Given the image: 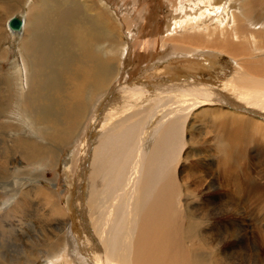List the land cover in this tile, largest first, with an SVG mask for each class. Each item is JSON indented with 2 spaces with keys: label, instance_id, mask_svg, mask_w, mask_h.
Segmentation results:
<instances>
[{
  "label": "bare ground",
  "instance_id": "obj_1",
  "mask_svg": "<svg viewBox=\"0 0 264 264\" xmlns=\"http://www.w3.org/2000/svg\"><path fill=\"white\" fill-rule=\"evenodd\" d=\"M87 1L88 3L83 1L85 17L93 21L101 29L93 30L95 33L89 35L87 32L91 28L88 27V29L80 25V19L78 20V24L75 25L74 23L75 26H73L76 30L75 38L76 42L79 43V53L73 56V51L70 52L73 57L70 55L72 58L68 60H64L63 58H67L55 53L52 50L53 46H50L49 42H43L44 38L41 42L35 39V37H31V34H25L28 19L24 11H22L20 19L18 18L19 25L12 26L19 30H10L7 26L8 19L3 23L5 33H7L6 27L15 38L22 35V44L26 57H29V64H26L23 56H20L22 59L18 65L15 60L12 61L13 75H7L6 72L0 73V88L4 85L6 86V93L2 97L4 101H0L2 104L7 102V98L11 92L12 96L16 98V108L20 111L21 122L29 125L42 139L43 137L45 138L46 134L51 136L52 139L59 140V142L69 139L74 133L72 132L73 127L68 128L71 121L66 120V118H72L74 124H79V121L86 116L88 107L95 96L104 92L114 77L117 83L120 82L119 76L117 77L113 71L114 58L115 56H119L118 52L125 51V49L119 50V47L113 46L109 50L110 55H107L99 48L108 39L109 32H113L111 31V27L114 23L110 24L111 21H108L109 16L106 14V10L101 7L102 5H96L95 1L97 0ZM228 1L231 0H176V2L172 0L174 5L170 11L173 13L164 15L163 19L160 18V22L157 18L153 24L149 22L143 24V28L139 29V31L144 34H138V36L141 35L139 41L137 40V43L126 46L125 57H127L124 58L126 63H131L135 58L139 57L143 58V60L148 58L150 60H157L159 58L160 63L153 70H160L159 76L162 77H160L161 79L154 78V81H150L149 79L147 81L149 84H145L146 86L133 82H128L125 87L117 85V90L115 91L117 96H114L113 100L119 101L121 105H118V108L110 112L109 120L105 124L102 123L101 128L107 127L108 129L103 133L101 144L98 148L93 149L92 152L96 159V172L90 171L91 173L89 172L86 175L87 178L78 174L79 183L82 181V176L87 184L90 183V195L86 203L78 206L75 202L78 210L80 209L79 207H82L85 211L91 210V207L96 211L100 210L96 208V200L99 195L98 190H106V193L111 196L104 201L103 205L102 201L99 203V206L102 205V218L98 223L93 219L91 228H87L82 223L85 237L83 240H85V246L90 248V251H85L84 255L83 252L80 254L79 251H76V253H79L81 257H87L93 264H203L202 260L197 259V253L186 248L184 242L191 240L194 236L202 235L203 230L199 227L200 222L195 219L200 218V220H203L202 217L204 215H209L201 206L193 209V204L187 205L188 201L184 205L180 203L182 186L184 187L182 190L184 192H192L194 189H192L193 187L188 189L187 186L189 185L185 186L186 178L184 176L186 174L183 176V179H177L175 178V171L169 166L170 160L179 155L183 144L181 137L183 135L181 133L184 132V127L177 125L179 120L183 119L181 114L186 113L188 109L198 104L204 102L213 103L212 105L215 104L211 109V113L216 114L218 119H215L213 125L205 124V121L201 120L198 129L207 126L210 130L207 132L212 133L210 140L216 144L218 149L216 152H219L218 163L220 164L218 167L221 166L222 168L221 175L223 178H221H226L224 180L232 184L238 198L245 201L252 196V199L256 200L255 203L261 204L263 202L264 193L256 195L252 192L253 190L256 191L257 188L259 189L260 186H257L258 183L254 186L252 183L256 179H251V172L247 169L248 164H245L248 158L245 150L247 146L253 143L257 144L256 146L259 151L257 154L261 156L259 162L262 163V167L264 168V39L258 36L260 30L264 31V0H260L258 3H252L251 0H234L227 5ZM36 2L41 1L36 0ZM55 2L57 3V1ZM190 2H194V4L192 5ZM50 3L53 4L52 0H50ZM259 12L262 13L261 17L259 16ZM84 22L82 20L81 23L83 24ZM256 25H258V30L255 31L257 34L249 33L247 36L240 34L243 27L249 28ZM231 26H235L234 30H232ZM130 28L128 27L126 30ZM149 29L150 31L151 29L154 31L151 35H148ZM70 30L72 29L70 28ZM1 34L0 36H3V33ZM54 37L56 38V35ZM158 42L161 45H158L155 49L154 45ZM248 48L250 50H247ZM167 49L171 50L172 54H169ZM155 52L157 53L156 56ZM255 52H257L256 56L253 55ZM179 54L183 57L180 58ZM224 55L230 59L233 58L232 60L238 64L233 76L231 75V77L223 80L220 84H212L213 82L210 81L195 79L202 72H207L208 74L214 68L216 71L214 63H217V60ZM250 59L254 60L250 61ZM54 71L57 73L50 75ZM128 75L131 74L128 73ZM12 76L15 80V88L12 86ZM145 105H148L150 109L147 112L139 111L135 114L133 112L134 115L127 121L129 127L125 125L126 122L120 121V124H115L117 119L120 117L122 119L125 112H132L136 108L142 109ZM7 106L8 104L1 107L2 111H6L8 109ZM225 106L228 111L222 110ZM146 108L148 109L147 106ZM203 113L204 111L200 110L199 115ZM202 116L205 118L209 115L206 113ZM141 117L146 118L139 133L137 131V126L139 125L134 122L141 119ZM101 119H95L94 125H98ZM29 122L30 124H28ZM37 125H45L46 127L44 126L43 130L40 128L33 129ZM110 126H113V130L109 128ZM195 129L193 124L188 126L187 140L190 145L196 144L197 146H191L183 157L185 159L189 155H196L198 159L196 161L200 162L198 156L203 155V151H207L208 142L205 141V138L198 142L199 134L194 132ZM254 132L258 133L260 138L254 136ZM156 134H159L160 138L156 139L158 142L155 145L153 144V146L151 145L152 147L150 146L151 149L149 148V150L147 143ZM174 137L176 140L179 139L178 144L175 143L176 140L175 142L172 141ZM28 140V138L24 137V139H18L15 143L20 148L19 150L24 158L35 155L37 148L40 149L36 145L37 143ZM161 140L168 143L169 148L173 145L171 143L174 142L176 149L170 154L171 148H158ZM121 143L124 145L123 148L115 147V145ZM255 151L257 150L255 149ZM206 158L208 159V157ZM241 161L244 163L241 164ZM173 162L175 161L173 160ZM239 163L241 171L238 168ZM166 164L167 173L161 177L159 170ZM202 167L205 166L202 164ZM201 169L194 168L193 171L191 170L192 172L188 170V172H191L189 177H194L195 179L196 175L199 179H197L199 188L201 187V182L206 180L204 177L208 172ZM262 173L264 175V171ZM241 178H243V182L240 180ZM209 183L211 184V180ZM109 184L112 185L107 186ZM195 185L194 187L197 188ZM261 186L264 189V185L261 184ZM209 187L210 185L207 186V189ZM245 187L249 190H245ZM51 190L41 189L44 193L40 192V197L46 203L53 206V209H50L52 211L50 213L54 217L49 219L51 220L49 226L51 230L53 226H55L54 229H62L63 227L61 226L65 224L66 216L60 214L61 212L59 213L58 198L55 197V193ZM193 192L198 193V191ZM51 196L54 197V205L52 204L53 199ZM192 197L191 199L193 200ZM229 199V196H225L223 201L226 202L225 204L229 209V213H235L239 209L238 201L234 196L231 197V200ZM252 199L250 198L249 201L251 202ZM79 200L78 202L80 203ZM258 204L256 207L259 206ZM186 213L193 216V227L187 223L188 227L184 228V216H188ZM233 213L222 220L220 218L213 219L211 226L216 228L219 226L216 232L221 233L216 234V240L217 243H220V247L217 249L219 252L216 253L214 258L211 257L212 255L207 256V262L214 261V264H229L228 259L237 255L246 256V253L249 252L240 241L244 239H241L242 233L240 234L239 232V230L241 231V224L235 222V225L229 220L230 217L232 218L236 214ZM60 223L63 224L58 227L57 225ZM231 231L233 232V239L230 241L227 239V236ZM261 231L263 233L264 229ZM262 233L258 230L255 238H259L264 242V235ZM49 234L53 235L54 232H50ZM212 235L215 234L209 233L207 237H212ZM57 242H54V245ZM199 242L201 243V241ZM231 246L236 247V249L232 250ZM198 252L200 253V251ZM62 255H65V253ZM62 255L58 256L57 259L62 258V261L65 262L66 260ZM75 256L78 258L77 254ZM25 257L28 258V256ZM199 257L201 256L199 255Z\"/></svg>",
  "mask_w": 264,
  "mask_h": 264
},
{
  "label": "rangeland",
  "instance_id": "obj_2",
  "mask_svg": "<svg viewBox=\"0 0 264 264\" xmlns=\"http://www.w3.org/2000/svg\"><path fill=\"white\" fill-rule=\"evenodd\" d=\"M8 1L9 2L12 1V2L9 3ZM40 1L41 2H36V0H25V1L24 0H5L4 2V0H0V3H1L0 4V35H2L1 33H3V36H0V52L2 53V54L0 53V56H2L0 57V67H1L0 73L1 74L2 72L3 73L6 72L7 75H13L14 71L12 67V61L15 60V62L18 65V63H20L22 59L20 56H23L24 62H26V64H29V57H26L23 44H22V35L17 36L15 38L9 32V29L15 30V31L19 30V29L13 28L8 23V21L11 16H15L17 19L18 18L20 19L22 15L21 14L22 11L25 12V15L28 19V24H27V29L25 31V34H31L32 35L31 37H35V39H38L40 41L44 38L45 40H43V42L45 41L49 42L50 44L49 43L48 44L50 46H53L52 50L55 53H57L59 56H62V57L64 56L67 58V59L63 58L64 60H68L72 58L73 56H76L79 53L78 51L79 43L76 42V38H75L76 30L74 29L75 28L74 26L78 24L79 21H80L79 24L83 25V27L91 28V29L88 28L89 31H91V32L89 31L87 32L89 33V35L94 34L95 33L94 31L101 29L93 21L88 20L87 17H85L86 14L83 10L84 8L83 1H86L88 3L87 0H70V1L69 0H54V1L52 0L53 4L50 3V0H40ZM55 1H57V3ZM162 1L163 0H97L95 1L96 5L98 4H99L98 6L102 5L101 7L106 10V14L109 16L108 21L109 22L111 21L110 24L114 23L113 25L111 24L112 25L111 31L113 32L112 33L109 32L108 39H106L105 43L102 41L103 46L99 48L103 50L105 54L107 55H110L109 50L113 46L119 47V50L125 49V51L123 50V51L118 52L119 56H115L114 58L115 62L113 66L114 68L113 71L115 72L117 77L119 76V80L121 83L120 82L117 83V81L115 80L116 78L114 77L113 78L114 80L112 79L109 85L107 86L108 89L106 88L104 92H102L101 94H98L92 100L91 104L88 107V111L85 116L86 118L84 117L85 119L84 118L81 119L79 121V124H74L72 118H69V119L66 118V120L71 121V124L68 126V128L73 127L72 132L74 134H72L71 137L67 140L66 139L61 140L63 143L61 141L59 142V140H56L54 138L52 139L51 136L47 134L45 135V138L43 137L42 139L41 136L36 131L32 130L29 125L21 122L20 116H19L20 111L16 108V101H15L16 98L13 97L10 92L7 98V102H4L2 104V102L4 101V98L2 97L6 93L5 92L6 86L4 85L0 88V97H1L0 100H2V102L0 101V264H19V263L20 264H49V263L50 264H56V263L58 264H93V262L87 259V257H81L79 255V253L81 254L83 252V255H84L85 251H90V248L85 246V240H83L85 237H84V231L82 230V227H83V224H85L87 228H91L93 225V219H95L97 223L99 222V220L102 218L101 206L105 203L104 201L109 199L111 196L106 193V190L105 191L98 190L99 195L96 200V204H97L96 208H99L100 210L96 211L92 207H91V210L85 211L82 207H79L80 209L78 210L77 207L80 205L81 206L84 205L90 195V183H88L89 184L88 185L86 183V180H83V176L87 178L86 175L90 171L96 172V159H95V156L92 154V152H93V149L98 148V146L101 144L103 133L108 129L107 127L102 129L101 125L102 123L105 124L106 121L109 120L110 112L114 111V109L118 108L121 105L119 101L116 102L115 100H113V97L117 96L116 95L117 93H115V91L117 90L116 89L117 85H120V87H123V86L125 87L128 82L130 83L133 82V83H139L140 85L142 84L143 86H146L145 84L147 85L149 84L147 82L149 79L150 81H154V78L162 77V76H159V74L161 73L160 70H153V68L157 66L158 63H160L158 60L159 58H157V60H150L149 58L143 60V58L141 59L139 57L140 60L139 58L137 59L135 58V60L132 61L131 63L130 62L126 63L125 62L126 60L124 59L127 57V56L125 57L126 55L125 52L127 50L126 46L137 43L139 41L140 36L144 34L139 31V29L143 28V24L145 23L147 24L148 22L150 24H153L154 20H156L157 18L159 19L158 21L160 22L161 20L160 18L163 19L164 15L173 13L172 11H170L172 6L174 5L172 0H164L163 2ZM233 1L234 0L228 1L227 5ZM259 1L260 0H251L252 3H258ZM190 4L193 5L194 2H190ZM55 5H56L55 7L56 9L54 8ZM143 7L146 9H144ZM9 8L11 9L10 11H9ZM69 10L71 11L72 14L70 13ZM74 12L78 16H76ZM259 16L260 17L262 16L261 12H259ZM73 17L75 18L77 17V18L73 19ZM83 17L84 19H82ZM7 19H8L7 26L9 29H7L4 25L7 31V33H5L3 29V23ZM49 19L51 20V22ZM82 20L83 22L86 20L85 21L86 24L85 22L82 24L81 23ZM128 27L129 28L131 27V28L129 30H126L128 29ZM231 27H232V30H234L235 26H231ZM70 28L72 30H70ZM137 29H138V32H137ZM257 30H258V25L251 26L249 28L243 27L240 34L245 35V36H247L249 33L257 34V32H255ZM54 31H56L57 33L55 32L56 33L55 34ZM148 32H149L148 35H151L154 31L153 29H151V31L149 29ZM70 33L72 34L71 36H70ZM139 33H141V35L138 36ZM46 34L49 35L50 37L47 36ZM67 34L69 35L66 36ZM55 35L57 39L54 37ZM258 36L259 38L264 39V31L260 30V34H258ZM47 37L48 39L46 40ZM18 39L21 43L18 41ZM51 39L53 40L51 41ZM58 39H61V40H58ZM53 42L54 44H52ZM56 43L57 45H55ZM158 45H161L160 42L155 43L154 45L155 49L157 48ZM167 50L169 54H172L171 50L169 49ZM247 50H250V48H248ZM75 51L76 53H74ZM70 52H72L73 56L71 55ZM127 54L129 53L127 52ZM255 54H257V52H255L253 55ZM70 55L72 57H70ZM156 55L157 53L155 52V56ZM180 55L181 54H179L178 56ZM182 57L183 56H180V58ZM232 59L224 55L219 60H217V63H214V66H216V71L214 70L215 69L214 68L211 70L210 73L207 74V72H202L201 75L198 74L196 78L195 77L194 78L195 79L198 78L197 80H201V81L206 80L208 82L209 81L213 82L212 84H220L223 80L231 77V75L233 76L235 73V70H237L238 64ZM253 60L254 59H250V61H253ZM232 61L234 62L235 65L233 64ZM140 62L142 63V65ZM162 69H165V68H162ZM117 71H119L118 74H117ZM56 73L57 72L54 71L53 73H50V75H53ZM128 73H130L131 75H128ZM13 78L14 77L12 76V79ZM12 82H13L12 86L15 88L16 87L15 80L13 79ZM142 82H146V83H142ZM100 86H104V85H100ZM6 103L8 104L7 106L8 109L6 111H2L1 107H3L4 105H7ZM212 104L213 103L204 102L196 106H193L192 108L188 109L186 113L181 114L183 119L179 120V122L177 123L178 126L184 127V132L181 133V135H183L181 136L183 144L180 148L181 150H180L179 155L173 158L172 160H170L171 162L169 166L173 169V171H175L174 172L176 175L175 178L177 179H183V176L186 174V176H184V178H186L185 186L189 185L187 186L188 189H190V187L191 188L193 187L192 189H194L192 190V192L188 191L189 192L188 193V192L182 191L184 189V187L182 186L181 188L182 198H181L180 203H183L184 205L188 201L190 204L187 203V205L193 204L192 205L193 209H196L198 206H201V208L204 211H206L207 214L210 216L209 218V216L204 215L202 217L203 220H200V218L195 219L196 221L200 222L199 227L203 230V233L201 236H194L191 240L184 242V246H186V248H188L189 250L195 251V253H197V259L202 260L203 264H214V261L207 262L206 259L208 255H212L211 257L214 258L216 256V253L219 252L217 249L220 247V243H217L216 234L217 233L221 234V233L216 232L219 226L217 228L214 226H211L212 221L214 218L216 219L220 218L222 220L224 217L231 215L233 213V212L229 213V209L227 205L225 204L226 202L223 201V198H225V196H229L230 197L229 200H231V197L234 196V198L238 201L239 209L235 212L236 214L233 213L235 215L232 216V218L230 217L229 220L232 224H235V225L236 223L241 224L240 226L241 231L239 230V232L240 234L242 233L241 239L243 238L244 239L240 241L245 245V248H247L249 252L246 253V256L237 255L231 259H228L227 261L229 262V264L230 263L231 264H240V263L242 264L244 263L245 264H248V263L249 264H264V242L263 240H260L259 238H258L259 240L255 238L257 231L259 230L262 233L261 230L264 229V198L261 204H258L256 202L259 205L258 207H256L257 205L255 203L256 200L254 198L252 199V196L250 197L252 199L251 202L249 201L250 198L245 201L238 198V196L235 194V189L232 186V184L228 182L227 180L225 181L224 179L226 178L222 179L223 178L221 175L222 168L221 166L218 167V165L220 164L218 163L219 152L218 153L216 152L218 151L217 146L210 140L212 133L211 132L208 133L210 130L207 126L202 127V129H198V127L200 126L201 120L203 122L205 121L204 122L205 124L208 123V125H213L215 122V119L216 120L218 119L216 114L211 113V109L215 105V104L214 105ZM146 106L148 107V109L146 108ZM221 108L223 107L221 106ZM140 109L141 108H136V110L132 112H125V115L122 116V119L121 117L117 119L115 121V124L117 123L120 124V121L126 122L125 125L129 127V124L127 123V121L136 112H139V111L147 112L150 109V107L148 105H145L142 107L143 110L142 109L140 110ZM200 110L201 111L203 110L204 111L203 114L207 113L209 116L203 118L202 116L203 114L199 115ZM222 110L228 111L226 106ZM145 118L146 117L144 118L141 117V119L134 122L139 125L137 126L138 132L141 130V127L144 124ZM95 119H101V122L96 126L94 125ZM25 122L27 121L25 120ZM28 124H30V122ZM190 124H193V126L196 128L194 132L199 134L198 135L199 137L197 136L199 139L198 142L204 138H205V141L208 142L207 151L205 152L203 151V155L198 156L200 158V162L196 161L198 160L196 155H191V156L189 155L187 158L185 157V159L183 157L185 156L186 152L192 146L188 143V140H187V137H188L187 131H188V126ZM44 126L45 125L43 126L37 125V126H34L33 129L40 128L43 130ZM109 128L113 130V126L112 127L110 126ZM197 129L200 131H198ZM23 135L25 138L29 139L28 141L37 143L36 145L40 147V149L37 148L35 155H30L31 157L27 156L24 158L21 155V152L19 150L20 148L17 145H15L18 139H21V138L24 139ZM154 136L155 137H153V139L149 141L150 143L148 142L149 145L147 143L148 149L149 148L151 149L153 144L155 145L158 142L157 140L160 138L159 134H156ZM254 136H257L258 138H260L258 133L256 132H254ZM173 139L174 140L172 141L175 142L176 140L175 137ZM160 142H161L160 144L158 143L159 147L158 146L157 147L160 149L161 148L162 149L171 148V150L169 151V153L171 154L176 149L175 143L178 144L179 139H177L175 143L172 142L171 144L173 145H171L170 148L168 146V143H166L164 140H161ZM256 145L257 144L253 143L250 146H247L245 153H247L248 158H247V163L245 164H248L247 169L249 172H251V179L257 180V181L256 180L252 181L253 185L256 186V184L258 183L257 186H260L259 189L257 188L256 191L253 190L252 192L253 194L255 193L256 195L257 194L259 195V194L264 193V189H262V186H261V184L264 185V175L262 173L264 171V168L262 167V163L259 162L261 160V156L257 154L259 153V151ZM123 146L124 145L122 143L115 145L116 148H123ZM196 146L197 145L195 144L192 147H196ZM38 149H39V152H38ZM255 149L257 151H255ZM40 151H41V154H40ZM205 153L207 154L205 155ZM91 155L93 156L91 157ZM259 156H260V159H259ZM206 157H208L209 160ZM204 158H206L207 160L206 159L204 160ZM173 160L176 163L173 162ZM240 163L243 164L244 162L241 161ZM240 163L238 164L239 170H240V166H239ZM119 164H122V163H119ZM202 164L205 167H202ZM217 167H218V170H217ZM194 168L195 169L202 168L201 170H205L206 172L208 171L206 173L207 177L206 175L204 177L206 178V180L201 182L200 188L198 186L199 179L196 177V175H195V179L194 177L193 178L189 177L190 173L194 170ZM188 170L189 171L192 170V171L188 172ZM159 172H160L161 177L165 176V174L167 173V164L164 165L163 168H160ZM78 174L83 175L81 177L82 178L81 183H79ZM238 174L242 176L241 173L238 172ZM191 179L195 181H192ZM210 180H211V184L209 183ZM240 180L242 181L243 178H241ZM204 182L206 183L205 185H204ZM111 185L112 184H109L107 186H111ZM194 185L197 186V188L194 187ZM209 185H210L209 189L211 188L210 190L207 189V186ZM44 188L49 189V190L52 189L51 191L55 193L54 195L56 198H58V201H59L58 202L59 210H60L59 213L61 212L60 214L62 215L64 214L66 216L65 224L62 225L63 223H60L57 225L58 227L62 225L61 226L63 227L62 229L60 228L54 229L55 226H53V224H52L53 226L52 230L49 227L51 224V220L49 219L54 217L50 213L52 212L50 211V209L52 210L53 206L49 203H46L45 200L40 197L41 195L40 192L44 193L43 191H41V189L44 190ZM246 189L247 188L245 187V190ZM193 191H198V193L193 192ZM190 196L191 197L193 196L192 197L193 200L191 199ZM213 196L215 199L212 198ZM78 198L81 200H79ZM52 199H53L52 204L54 205V197H52ZM76 199H78L80 203ZM101 201L103 203L101 206H99V203ZM75 202L77 203L78 206L76 205ZM80 211H82L83 213ZM50 214L51 216H49ZM186 215L188 214L186 213ZM188 216H184V220H183L184 228L188 227L187 223L191 224V226L192 224L194 225V223H192L194 222V220L192 219L193 216L190 214ZM50 232H54V234L51 235L49 234ZM209 233L210 234L214 233L215 235H212V237L211 236L207 237ZM232 233L233 232L231 231L230 234L227 236V239H229L230 241L233 239ZM262 234L264 235V232ZM199 241H201L202 244ZM54 242H57V244L55 243L54 245ZM192 246H194V248H192ZM231 249L234 250L236 249V247L231 246ZM76 251H79V253H76ZM198 251H200V253ZM64 253L65 255H62ZM76 254L78 258L75 256ZM60 255L64 256L66 260L65 262L62 261V258L57 259V257ZM199 255L201 257H199ZM25 256H28V258Z\"/></svg>",
  "mask_w": 264,
  "mask_h": 264
},
{
  "label": "water",
  "instance_id": "obj_3",
  "mask_svg": "<svg viewBox=\"0 0 264 264\" xmlns=\"http://www.w3.org/2000/svg\"><path fill=\"white\" fill-rule=\"evenodd\" d=\"M8 22L11 26H18L19 25V21L15 16H11Z\"/></svg>",
  "mask_w": 264,
  "mask_h": 264
}]
</instances>
